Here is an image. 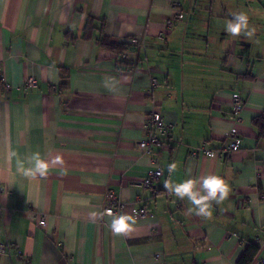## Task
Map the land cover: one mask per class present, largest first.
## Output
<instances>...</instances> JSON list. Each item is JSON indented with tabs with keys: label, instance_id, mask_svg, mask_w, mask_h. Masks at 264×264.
<instances>
[{
	"label": "crops",
	"instance_id": "obj_1",
	"mask_svg": "<svg viewBox=\"0 0 264 264\" xmlns=\"http://www.w3.org/2000/svg\"><path fill=\"white\" fill-rule=\"evenodd\" d=\"M176 2L184 19L169 27ZM241 11L251 38L225 31ZM102 34L127 42L130 67L98 45ZM0 75V264H237L249 244L261 264L264 134L254 119L264 113V0H0ZM30 77L36 88L25 86ZM157 111L168 130L144 150ZM35 152L64 164L26 177L17 161ZM157 168L162 176L140 188ZM207 175L230 186L209 218L164 189ZM108 190L136 218L128 237L112 234Z\"/></svg>",
	"mask_w": 264,
	"mask_h": 264
},
{
	"label": "clouds",
	"instance_id": "obj_2",
	"mask_svg": "<svg viewBox=\"0 0 264 264\" xmlns=\"http://www.w3.org/2000/svg\"><path fill=\"white\" fill-rule=\"evenodd\" d=\"M232 19L227 23L225 31L233 37H239L243 34L247 38H251L255 34V28L249 26L247 13L234 12L231 14ZM25 162L29 165L25 167ZM63 158L59 155L55 156L51 161L41 157L39 152L32 153L26 158V161H17V170L26 177L35 178L37 176L44 178L48 175L50 167L62 166ZM175 162L168 165V173L171 174L176 170ZM164 189L168 194L175 195L180 200H187L194 206L188 211L193 210L198 216L209 218L212 215L211 202L216 204L222 203L229 197L230 186L226 181L217 175H207L201 177L200 180L186 179L181 183H173L171 180L164 181ZM203 193V194H202ZM93 219L97 213L90 214ZM102 215V214H101ZM107 215L111 216L110 229L114 236L128 237L134 231L136 218L130 214H114L111 210H107Z\"/></svg>",
	"mask_w": 264,
	"mask_h": 264
},
{
	"label": "built area",
	"instance_id": "obj_3",
	"mask_svg": "<svg viewBox=\"0 0 264 264\" xmlns=\"http://www.w3.org/2000/svg\"><path fill=\"white\" fill-rule=\"evenodd\" d=\"M180 3L176 2L174 5V13L167 21V26L171 27L175 22L181 21L184 18L183 13L180 10ZM132 43L138 44L139 40L134 38L131 40ZM4 83V79L0 75V84ZM25 86L27 88H36L38 86V81L34 77H30L26 80ZM9 88V85L7 84ZM232 108L234 113L240 114L243 108L242 97L239 93H234L232 96ZM148 128L150 130L149 136L140 142V147L144 150H150L153 145L160 144L162 142V138L156 134V131L159 132L162 136L166 134L168 130L167 123L165 122L162 113L153 112L149 118ZM230 135L233 136L234 142L231 144L230 149L232 151H237L241 148L242 139L239 138L238 132L235 128L230 131ZM207 156H214L212 151L203 150ZM163 172L161 168L151 170L147 176L139 183L140 188H151L156 180H158L162 176ZM264 195V193H263ZM106 200L108 203V207L105 209V214H107V210H111L114 214H121L124 209V204L119 199L118 195L113 190H108L106 193ZM148 211L142 209L138 213V218H146L148 216ZM40 224L44 225V218L40 219ZM4 250V246L0 247V251ZM261 264H264V259L259 260Z\"/></svg>",
	"mask_w": 264,
	"mask_h": 264
},
{
	"label": "trees",
	"instance_id": "obj_4",
	"mask_svg": "<svg viewBox=\"0 0 264 264\" xmlns=\"http://www.w3.org/2000/svg\"><path fill=\"white\" fill-rule=\"evenodd\" d=\"M180 10L183 13L181 7H180ZM183 15H184V13H183ZM95 22L96 21L94 19L88 20L87 25L85 27V34H84L85 38L90 37L92 30L96 26ZM97 43L99 46H101V47H103V48H105V49H107L113 53L118 54V56L120 58V60H118V62L120 63L121 66L130 67L132 65V62L126 60L127 58L125 56L127 50L130 49V47L127 45V42L126 43H120V42H118V40H114L113 38L109 37L108 35L102 34L97 39ZM67 73H68L67 69H62L61 85L59 86L61 91H63L67 86V84H66L67 80H68V74ZM263 121H264V113L261 116H258L254 119V124L259 125L261 135L264 134V122ZM258 251H259L258 246L254 245V244H249L247 246L245 252L241 256V258L239 259L237 264H252V262L254 261V258L257 255Z\"/></svg>",
	"mask_w": 264,
	"mask_h": 264
}]
</instances>
